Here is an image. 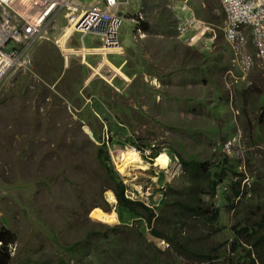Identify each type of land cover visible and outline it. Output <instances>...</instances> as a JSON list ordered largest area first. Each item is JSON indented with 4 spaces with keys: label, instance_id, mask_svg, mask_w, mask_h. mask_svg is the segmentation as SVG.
Wrapping results in <instances>:
<instances>
[{
    "label": "rangeland",
    "instance_id": "rangeland-1",
    "mask_svg": "<svg viewBox=\"0 0 264 264\" xmlns=\"http://www.w3.org/2000/svg\"><path fill=\"white\" fill-rule=\"evenodd\" d=\"M190 4L199 18L212 24L213 42L202 39L189 46L180 41L174 29L177 4L143 0L130 13L135 15L140 9L139 21L147 22L151 31L139 38L135 28L139 21L132 25L125 20L119 30L120 40L129 36L133 26L131 40H124L122 54L110 55L107 53H120L121 48L102 49L99 40L90 41L89 34L83 38L85 45L79 34L67 40L72 27L69 24L70 31H62L68 19L60 11L32 47L37 71L13 70L0 84V229L5 227L14 236V241L7 244L9 264H147L152 257L163 258L159 264H243L240 253L248 245L241 239L237 242L240 249L231 252L233 232L224 229L223 220L226 224L235 222L236 207L250 202L238 216L237 222L244 224L255 217L251 202H264V72L247 74L244 83L242 76L234 79L226 74V68H236L223 38L225 13L221 4L218 0H190ZM183 14L180 12V16ZM209 35L206 33V37ZM109 57L120 69L108 61ZM203 91L209 94L206 107L198 95H204ZM223 99H231L232 110L224 113L211 106ZM79 105L91 106L96 116L119 117L123 129L109 127L102 131L104 141L114 133L113 146L119 141L122 146H130L128 135L143 136L139 143L153 136L186 160L207 162L216 179L235 180L230 184L240 192L228 203L233 208H222L216 225L219 231L204 225L198 217L174 219L170 229L183 228V235L189 238L178 242L180 251L185 248L181 256L147 233L144 236L154 247L165 250L162 254L157 255L152 248L149 252L141 240H135V257L129 256V240L125 238L131 235L125 232L120 244L111 245V238L104 241L97 229L109 232L116 221L115 201L107 196L110 190H104L102 196L111 214L99 207L90 210L104 184L101 165L92 156L97 144L93 138L103 122H95L94 116L89 119L87 112L91 109ZM233 133L240 134L243 156V160L236 159V164L223 152H216L217 143L221 145ZM113 146L106 144L107 148ZM109 161L113 165L111 157ZM240 164L241 173L232 172L235 165V172L239 171ZM142 165L147 167L144 162L132 164L129 175L121 178L127 191L133 193L130 197L151 206L161 218L164 200L170 196L182 198L186 175L181 166L170 175L171 170L165 173L155 167L139 170ZM113 166L117 170L120 165L114 160ZM217 195L223 204L222 187L214 197L202 198L210 201ZM137 210L143 214L141 206ZM131 223L137 225L136 221ZM157 228L167 233L163 223ZM69 244L80 250L68 253L64 246ZM213 248L217 251L210 255L215 258L212 263L195 259Z\"/></svg>",
    "mask_w": 264,
    "mask_h": 264
},
{
    "label": "clouds",
    "instance_id": "clouds-1",
    "mask_svg": "<svg viewBox=\"0 0 264 264\" xmlns=\"http://www.w3.org/2000/svg\"><path fill=\"white\" fill-rule=\"evenodd\" d=\"M170 1L177 4L176 8H174L177 11L176 12L177 16H176V20H175V26H174V29L177 33V39L185 42L189 46L197 44L202 39H205L209 43L213 42V40L215 38V34H213V29L210 28L212 24L202 20L201 18H199L196 15L194 9L192 8V6L190 4V0H170ZM218 1L221 4V6L224 10V13H225V22H224V26H223V38L229 47L232 66L236 68V69L226 68V71H225L226 74H228L230 77H233L234 79L242 76L241 80L245 79V76L251 72H256L259 75V70H262L264 72V62H260L254 55V52L256 51V49H255L256 46L252 41L251 28L249 26L247 28H245V40L244 41L235 43L234 41L229 40L227 38V35L225 32V28L227 25V22H226L227 12L225 10V7L223 5L222 0H218ZM129 2H130V0H90L89 3L85 4L86 1H84V0H57L56 6L54 8L55 9L54 12L52 14L50 13V15H49L50 17L48 16L49 18L47 17L48 19L46 18V20L42 24L43 27H42L41 32H40L38 37L32 38L33 40H30V39L16 40L14 38H8L4 42V45L2 47H0V84L7 78V76L13 70L23 69V70H27V71H32V70L37 71L34 55H33V53L31 54L32 47H33L34 43L44 35L43 33L46 30L47 24L60 11L65 12V14L67 15V19H68L67 24L63 26L62 31H63L65 26L69 25V23L72 25V33L67 38V40L73 34H79L82 44L85 45L86 43L83 41V38H84V36L89 34L90 35V41L99 40V42L101 43L102 49H110V48H116V47L121 48L120 53H117V51H113L112 53H107L108 51L105 50L107 54H110V55L122 54L123 48L125 46L124 40L126 43L129 40H131V32H132V28H133V26H130L129 36L127 38H124L122 36V38L120 40L121 32L119 30H120L122 23L126 20L132 24V22L136 23L140 19H142V12L140 11V9L136 10L135 15L132 13L134 16L129 17V15H132V14L131 13L128 14L126 12L127 11L126 5H123V4H127ZM121 7L124 10L122 9V11H121ZM89 10L94 11V13L96 14V19L90 20L91 23L96 28L91 29V30H83L81 28L85 24V21H82V19L85 16L84 14L86 12H88ZM133 11H135V10H133ZM180 12H183L184 14L182 16H180ZM71 20H73V21L70 22ZM184 21H187L188 27L185 30H181V28L183 27ZM135 28H136V32L140 33L139 38L145 37L146 33H149L151 31L149 24L147 22H144V21H139ZM210 31H212V33H210ZM105 32H106V34H105ZM206 33H209L210 35L208 37H206ZM79 49H82V48H79ZM239 51L245 52L248 55L252 54L254 62H253V66L250 69L244 70L242 68L243 66H242V63L240 61ZM31 56H32V58H31ZM109 60L111 61L110 57L108 58V61ZM111 64L113 66H115L113 64V62ZM115 67L119 68V66H115ZM58 73H59V71L57 72L56 76L59 75ZM242 73H243V75H242ZM245 81L246 80H243V83ZM204 82H207V81L205 80ZM238 83H239V80L237 81V85H238ZM222 90H224V89L223 88L220 90L214 89L213 92H219ZM203 92H204V95H201V94H198V95L202 98V101H205V103H203V104L206 107V103H209V101L207 100L209 94L206 93V91H203ZM226 95H229V94H227V92H226ZM65 96L67 97V100H71L69 95H65ZM260 96H262V95H260ZM263 96H264V94H263ZM219 103H221V104H219ZM259 104H260V102H259ZM73 105L75 106V104H73ZM79 106L80 107H78V108L82 107V105H79ZM211 106H214L216 111L221 112V109H223L224 113L228 112V109L229 110L233 109L231 99H228L227 102H225L224 99L219 100V101H217V104L214 103V105H211ZM84 107H89L91 109V106H89V105L83 106L82 109ZM87 113H89L88 114L89 119H91V117L94 116L95 122L96 121H102L103 122V126L100 128V131L98 134L96 132V135L93 138V141L97 142V144H95V145L100 146L102 149V152L103 151L106 152L107 159H105V162L108 165L109 173H112L114 176L117 177V179L123 185V197L130 200L132 202V206L135 207L134 210L131 209V211H132V213H131L130 210L128 208H126L125 205H121L119 203L118 198H117L116 194L114 193V191L106 185L107 182H109V183H111V182L109 181L107 176H106V180H105V174H104V172H102L101 175H103L104 184H103V186H101L99 188V191H98L99 197L96 200V203L93 204L92 207H90V210H92L95 207H99L102 210H106L108 208V203L103 198L102 193L104 192V190H110V192L112 193V195L115 199L114 211L116 213V221H115L114 225L115 226L125 225L128 228H132V233H128V234L133 236L134 240H131V238H130L131 236H129L128 238H125V239L129 240L130 245L128 244V248H127L128 250L132 248V245H134V244H132L133 241L141 240L145 244V247L148 248L149 252H151V248H152L153 252H155L157 255L162 254L165 250H163L161 248L154 247L153 243L148 241L147 238L144 236L147 233V234H150L152 236H155V237L161 239L166 244L168 249L177 252L175 255L181 256V253L182 254L184 253L185 248H183V250L180 251L178 248V242L180 239L187 241V240H189V238L187 235H183V233H184L183 228H179L177 231H173L172 229H170L174 219L179 218V217L191 216V217L201 218L204 225L210 226L215 232L219 231V228H216V225L220 221V216L222 215L221 214L222 208H224V209L233 208V206L229 205L228 203L232 197H235V196L238 197L237 193L240 192L239 188H235L233 185L230 184L231 182H233L235 180L230 181L224 177H219V179L221 178L220 180L216 179V176H214V173L206 166L207 162H204L205 167H206V171L207 172L209 171V173L212 172L213 175L210 177L215 180V183L208 184L207 182H204L205 180H203L204 183L202 185H194V184L188 185V183L186 181V176H185V181H184L185 185L182 188V192H181L182 198H183V199L181 198L183 201V208L172 205L170 207L172 210H168V212L165 213L164 210L166 208V203H167L165 201H167V200H164L163 203L165 205V208L161 212V215H162L161 218H158V216H156L157 215L156 212L154 211V209L151 206L145 204L140 199H135L133 197H130V194H133V193L127 191V186L125 184V180H123L121 178L122 174L120 172H118L116 170V168H114V166H113L114 165V158L112 157V155L110 153L111 148L106 147V144L108 146L114 145V144H111L112 137L114 136V133L112 132V134L110 136H108V138H106V141H104V139H102V131H104V130L108 131L109 127L115 128L114 131H120L121 129H123L124 126H123V124L120 123L119 117H117V116L111 117L108 114H102V115L96 116L93 114L92 109H91V112H87ZM227 117H228V115H227ZM233 120H235L234 117L231 120L232 123H234ZM89 121L86 122L85 125H89ZM235 127H238V126H236V124H235ZM237 130H238V128H237ZM106 133H105V137H107ZM142 137L143 136L128 135V138L130 139V144H131L130 146H122L121 141L117 142L116 146H119L121 148L129 147V148L135 149L136 152H138L139 157L141 158L142 162H144L147 165V167H146L147 169L149 167L150 168L155 167L159 170H162L165 173H168V170H171L172 172L170 173V175L175 171L177 172V170L179 169V166H181V169L185 173V170L183 169L182 162L183 161L191 162V161L196 160V158H190L188 160L182 158V156L178 153V151H175L172 146H170V145L167 146L164 143H160L159 140L153 136H148L146 142L139 143V141ZM128 138H127V140H128ZM116 146H113V147H116ZM104 147L107 151L104 150ZM164 149H166V150H164ZM216 149H217L216 152L221 151L226 156L231 157L233 159V161L235 162V164H236V159L239 158V159L243 160L242 147H241V143H240V134L239 133H233V134L229 135L227 137V139L221 145H220V143H217ZM108 151H109L110 155H109ZM214 151H215V149H214ZM162 152L168 156V159L172 163V165L169 168H160L159 166L155 165L156 157L158 155H160ZM100 155L102 157L104 155V152H103V155L102 154H100ZM110 157L113 161V165H111V163L109 161ZM198 161H200V160H198ZM240 166H241V164L238 166L239 171L235 172V170H236V165H235V167L231 169L232 172L241 173L240 171H242V170L240 169ZM146 168H144V169H146ZM144 169H139V170H144ZM133 171L134 170H132L131 172L133 173ZM217 171H219V170L217 169ZM176 172H175V174H176ZM175 174H173V175H175ZM185 175H186V173H185ZM241 179H239V180H241ZM223 181H225L224 184H222ZM166 183H167V181H166ZM220 184H221V186H220ZM219 187H222L224 194H225V199H224L223 204H221V200L219 199L218 195L216 196L217 199L211 198L210 201H206L202 198V196H204V195L209 196V197H214L216 195V192H217ZM210 188L213 190V192L210 191ZM183 192H185V193L183 194ZM254 196H258V195H256V193H255ZM169 198H171V196ZM176 198H178V197H176ZM178 199H180V198H178ZM249 204H250V202L247 205H244L241 202L239 204V206L236 207L235 212H234V216H236L237 220L235 222H231L230 224H226L223 220V226H224V229L226 227H228L230 232H233V242L231 243L230 251L234 252V251H236V249H240V246L237 247V242L241 239H244L246 245H248V249L246 251H250V256L252 258H254V257H256V254L253 252L254 249L251 245V239L248 236H245L244 234L238 235L234 229V228H236V230H239L240 228L247 226L250 223H251L250 227H253L255 222L261 220L264 217V202L257 203L255 201H252L251 204L255 207V212H254L255 217L251 218L249 221H247L244 224L237 222L238 216L242 215V213L245 211V209L248 207ZM138 206H141L142 208L145 207L148 210H145L143 208L144 209L143 214H138V210H137ZM175 209H181V212L177 213V212H175ZM204 210H206V211H204ZM213 211H215L216 215H215L214 219H209V217ZM230 211H232V210H230ZM149 218H150V220H149ZM131 220L137 222V225L135 227H133ZM97 221L93 220V222H96L97 224H99V222H97ZM106 223H108V222H106ZM162 223L164 224V227H165L167 233H165L164 229L160 230L157 228L160 225H162ZM154 230L158 231L159 234L158 235L154 234L152 232ZM169 231H170V233H168ZM252 231H253V229L249 230L247 233H250ZM122 233H123V231L121 232V235H122ZM122 237L124 238L123 235H122ZM242 248L244 249V247H242ZM0 249H1V246H0ZM216 251L217 250L213 248L212 251H207L205 254H202V255L195 257V259L200 260V261L211 262V261L215 260V258L211 259L210 255L215 254ZM244 251H242L240 253L239 260H241L243 264H249V258L244 255ZM129 256L135 257L134 254L129 255ZM218 257H220V255H218ZM162 261H163V258L158 259V258L152 257L151 261L147 264H159L160 262L162 263ZM135 262L136 261H134V263ZM237 264H240V263H237ZM254 264H259V263L257 261H255Z\"/></svg>",
    "mask_w": 264,
    "mask_h": 264
},
{
    "label": "built area",
    "instance_id": "built-area-1",
    "mask_svg": "<svg viewBox=\"0 0 264 264\" xmlns=\"http://www.w3.org/2000/svg\"><path fill=\"white\" fill-rule=\"evenodd\" d=\"M56 2L57 0H0V47L8 38L33 40L32 38L38 37L42 24L50 13L54 12ZM222 2L227 12V38L235 43L244 41L245 28L249 26L252 41L256 46L254 55L260 62H264V0ZM84 15L82 21H85V24L81 29H95L90 21L96 19L94 11L89 10ZM187 27V21H184L181 30ZM239 55L242 68L250 69L254 62L252 54L239 51Z\"/></svg>",
    "mask_w": 264,
    "mask_h": 264
},
{
    "label": "trees",
    "instance_id": "trees-1",
    "mask_svg": "<svg viewBox=\"0 0 264 264\" xmlns=\"http://www.w3.org/2000/svg\"><path fill=\"white\" fill-rule=\"evenodd\" d=\"M102 152V149L100 146H95V152L92 155L94 157V161L97 162L98 164L101 165V169L103 170L105 177L107 176L109 182H107V186L110 187L114 193L116 194L118 201L121 205H125L126 208H128L130 210V212L132 213L131 209H135L134 206H132V202L126 198L123 197V185L120 183V181L117 179L116 176H114L112 173H109V168L107 163L105 162V159H107V155L106 152H104V155L101 157L100 153ZM91 156V157H92ZM117 164V163H116ZM183 165V169L185 170L186 173V181L188 183V185L194 184V185H202L204 182L203 180H205L208 184H213L215 183V180L213 178L210 177V173L209 171H206V167H205V163L198 161V160H194L191 162H182ZM210 191L213 192V190L210 188ZM185 192H183L184 194ZM179 194V193H178ZM166 203V208H165V213L168 212V210H172L170 207L172 205L178 206L183 208V201L182 199H178L176 197L174 198H169ZM145 210H148L147 208L143 207ZM170 208V209H169ZM108 214H111L110 211V207L108 205V208L106 210H103ZM206 211V210H204ZM216 213L215 211H213L209 217V219H214ZM150 220V218H149ZM251 223L248 224L247 226H244L242 228H240L239 230H236V233L238 235H242L244 234L245 236H248L251 239V245L254 249V253L256 254V257L252 258L250 256V251H244V255L246 257L249 258V264H254L255 261H257L259 264H264V217L255 222L253 227H250ZM118 232H114L116 230H118ZM253 229L252 232L247 233L249 230ZM107 231V230H106ZM106 231H102L101 229H98L97 232H99V236L102 237V239L104 241H106L105 239H109L111 238L113 240V243L111 245L114 244H120V242L124 239L121 235V232H126V233H132V228H128L125 225H120V226H114L112 228H109V232ZM154 234H159L158 231L154 230L152 231ZM0 241L2 242V246L0 249V264H9V260H10V256H9V252L7 251V244H10L14 241V236L13 233L9 230H7V228L2 227L0 229ZM109 243V242H108ZM107 243V244H108ZM65 249L68 251V253L70 252H74V249H76L77 251L80 250V248H76V245L74 244H69L64 246ZM113 247V246H111ZM134 245H132V248L128 250V254L129 255H133L134 252ZM247 254V255H246ZM87 263L89 264L90 262L87 261Z\"/></svg>",
    "mask_w": 264,
    "mask_h": 264
},
{
    "label": "bare ground",
    "instance_id": "bare-ground-1",
    "mask_svg": "<svg viewBox=\"0 0 264 264\" xmlns=\"http://www.w3.org/2000/svg\"><path fill=\"white\" fill-rule=\"evenodd\" d=\"M70 26L72 27V25H70ZM70 26L68 25V26L64 27L63 30L65 33L70 31ZM110 153H111L112 157L114 158V160L117 161L120 165L117 168V171L120 172L124 176L129 175V172H130L129 170H130V167L132 166V164H134V163L140 164L142 162L141 158L139 157L138 152H136V150L133 148L123 149L119 146H116V147L111 148ZM157 160H158V164H159L160 168H169L172 165V163L168 159V156L163 152L159 155ZM141 167L143 169L146 168V166H144V165H142ZM107 196L112 202L115 201V199H114V197L110 191L107 194Z\"/></svg>",
    "mask_w": 264,
    "mask_h": 264
},
{
    "label": "crops",
    "instance_id": "crops-1",
    "mask_svg": "<svg viewBox=\"0 0 264 264\" xmlns=\"http://www.w3.org/2000/svg\"><path fill=\"white\" fill-rule=\"evenodd\" d=\"M84 1H86V3L85 4H87V3H89L90 2V0H84ZM143 3V0H130V2L129 3H127V4H123V5H126V9H127V13L129 14L130 13V10H135L136 9V6L137 5H141ZM122 5V6H123ZM122 7H121V11H122ZM124 10V9H123Z\"/></svg>",
    "mask_w": 264,
    "mask_h": 264
}]
</instances>
